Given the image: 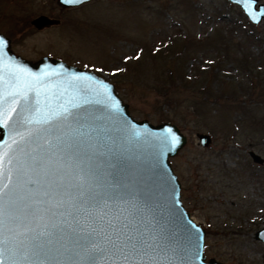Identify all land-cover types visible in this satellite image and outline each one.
<instances>
[{
    "label": "rangeland",
    "instance_id": "374dc122",
    "mask_svg": "<svg viewBox=\"0 0 264 264\" xmlns=\"http://www.w3.org/2000/svg\"><path fill=\"white\" fill-rule=\"evenodd\" d=\"M18 4L29 6L5 0L6 12ZM47 6L62 23H22L13 52L100 73L134 119L175 124L186 141L169 163L182 205L204 229L205 260L264 264L253 237L264 227V17L251 24L227 0H92L60 17L52 0H34L30 15ZM196 133L210 143L201 147Z\"/></svg>",
    "mask_w": 264,
    "mask_h": 264
},
{
    "label": "water",
    "instance_id": "95a60500",
    "mask_svg": "<svg viewBox=\"0 0 264 264\" xmlns=\"http://www.w3.org/2000/svg\"><path fill=\"white\" fill-rule=\"evenodd\" d=\"M57 1L63 7L81 4ZM227 1L251 24L264 17L257 0L247 6ZM57 22L44 15L32 20L37 29ZM0 38L6 41L0 56V155L5 177L11 174L18 185L15 205L4 203V225L22 233L18 255L28 259L20 264H112L117 257L106 237L125 235L144 242L139 256L146 264H222L205 260L204 229L180 199L169 163L186 141L178 127L134 119L102 74L56 57L24 59L2 33ZM25 118L40 122L24 125ZM196 137L201 147L210 143L207 133ZM247 154L262 163L257 153ZM253 237L264 245V227ZM93 242L106 251H91Z\"/></svg>",
    "mask_w": 264,
    "mask_h": 264
},
{
    "label": "snow or ice",
    "instance_id": "6c2138e0",
    "mask_svg": "<svg viewBox=\"0 0 264 264\" xmlns=\"http://www.w3.org/2000/svg\"><path fill=\"white\" fill-rule=\"evenodd\" d=\"M65 3L78 4L83 0H64ZM239 3L247 6L248 4L255 3V0H238ZM255 19V17H254ZM6 41L0 38V56L3 55V49ZM77 80L81 77H76ZM19 103V101H16ZM14 112L15 109H12ZM67 110L65 109V112ZM55 118V117H52ZM32 118H25L23 120L24 125L39 123ZM44 123H49L50 119L46 118ZM31 134V133H30ZM175 142H178L175 141ZM38 166V162H37ZM4 172V157L0 155V264H20V261L27 260V254H19L22 242L17 239L22 233L17 232L14 228H5L4 225V203L7 200L9 205L14 206L16 203V197L18 195V185L12 184L11 174L7 176V182L5 183ZM28 184H33L35 181L29 180ZM9 219L14 220L15 216L12 213L8 214ZM108 243L111 245V252L117 259L112 260V264H146L142 257L139 256V250L143 246V241L137 240L135 236L125 235L123 240L119 236L115 240L111 236L106 237ZM91 251L105 252L106 249L101 245L93 242Z\"/></svg>",
    "mask_w": 264,
    "mask_h": 264
},
{
    "label": "flooded vegetation",
    "instance_id": "af4514ba",
    "mask_svg": "<svg viewBox=\"0 0 264 264\" xmlns=\"http://www.w3.org/2000/svg\"><path fill=\"white\" fill-rule=\"evenodd\" d=\"M19 1H22V2H25V3L29 2V6L20 7V5L18 4V5H16L14 7L13 10H11L12 12L9 13L8 11L6 12V9H5V0H0V33H2L9 40L10 49H11L12 52H13V50L11 48L12 41L14 39L19 38L21 36L22 32H23V28L21 27L22 23L26 22L27 24H29L35 30L48 29V28H50L52 26H58V25H60L62 23L60 18H56V17L50 16L51 14L48 13V6L46 7V9L44 11H40L36 15L35 14L34 15H30L32 13V10H33V2H34V0H17V2H19ZM91 1L92 0H89L87 2L81 3V4L76 5V6H72V7H63L62 5H60L58 3L57 0H52L53 6H54V10H55V12L57 14V17H60L62 12H64V11H67V10L72 9L74 7H78V6L87 4L88 2H91ZM39 15H44L46 17L55 19L58 22L56 24H50V25H47V26H43L40 29H37L32 24V20L35 17L39 16ZM1 27H3V29H1Z\"/></svg>",
    "mask_w": 264,
    "mask_h": 264
},
{
    "label": "trees",
    "instance_id": "16d2710c",
    "mask_svg": "<svg viewBox=\"0 0 264 264\" xmlns=\"http://www.w3.org/2000/svg\"><path fill=\"white\" fill-rule=\"evenodd\" d=\"M240 60V58L238 59ZM203 94L207 95V94H212V89L209 87H206V85H203V89H202ZM237 104L241 105V102H238Z\"/></svg>",
    "mask_w": 264,
    "mask_h": 264
}]
</instances>
